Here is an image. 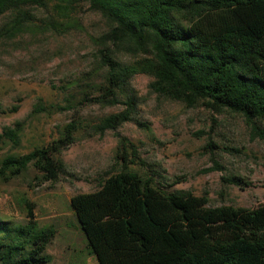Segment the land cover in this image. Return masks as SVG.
I'll use <instances>...</instances> for the list:
<instances>
[{
    "label": "trees",
    "instance_id": "16d2710c",
    "mask_svg": "<svg viewBox=\"0 0 264 264\" xmlns=\"http://www.w3.org/2000/svg\"><path fill=\"white\" fill-rule=\"evenodd\" d=\"M69 16L81 1L109 22L99 38V58L106 70L103 104L120 102L126 109L103 119V133L116 132L125 163L108 174L91 192L72 196L71 208L87 246L99 264H264V202L255 208L208 206V198L190 190L167 191L153 176L127 167V153L137 148L117 131L133 119L136 108L132 79L152 77L150 87L160 97L199 103L242 116L264 135V0H57ZM50 0H0V17L12 19L0 27V38H13L31 24L27 6L46 7ZM62 21L50 26L61 29ZM126 53V54H125ZM121 54L129 56L123 59ZM22 127H5L1 139L21 143ZM77 126H64L61 135L25 154L0 160V180L19 177L30 166L38 179L57 183L65 173L62 152L75 141ZM224 180L238 186L240 176ZM23 224L0 218V264H48L47 248L56 230L40 225L34 204L25 200Z\"/></svg>",
    "mask_w": 264,
    "mask_h": 264
},
{
    "label": "rangeland",
    "instance_id": "374dc122",
    "mask_svg": "<svg viewBox=\"0 0 264 264\" xmlns=\"http://www.w3.org/2000/svg\"><path fill=\"white\" fill-rule=\"evenodd\" d=\"M58 3L27 6L34 15L31 24L13 38H0V134L5 127H22L19 145L0 140V160L49 144L71 122L77 126L75 141L61 154L66 171L57 183L41 182L33 166L10 181L0 180V218L25 223L29 200L40 225L56 230L47 248L48 264H99L71 198L96 190L108 174L122 170L126 155L119 136L111 129L102 133L99 126L127 108L126 95L119 93L116 104L95 101L106 75L99 38L109 22L86 1L73 4L68 17ZM12 16L2 15L0 27ZM53 19L62 21L61 29L51 28ZM125 54L121 57L129 59ZM152 80L142 73L132 79L133 119L117 129L137 148L136 157L128 149L127 167L153 176L164 190L206 196L208 206L255 208L264 202V135L233 112L160 97L150 87ZM233 176L249 185L224 180Z\"/></svg>",
    "mask_w": 264,
    "mask_h": 264
}]
</instances>
